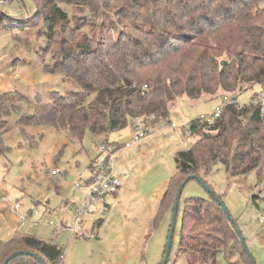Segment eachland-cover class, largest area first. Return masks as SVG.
Here are the masks:
<instances>
[{"label": "trees", "instance_id": "obj_1", "mask_svg": "<svg viewBox=\"0 0 264 264\" xmlns=\"http://www.w3.org/2000/svg\"><path fill=\"white\" fill-rule=\"evenodd\" d=\"M34 1L37 13L31 21L42 22L38 35L52 56L47 71L65 75L80 90L66 96L53 92L51 102L38 100L33 113L23 112L30 102L27 95L8 92L0 95L1 119L22 112V125L52 126L82 141L87 130L96 138L108 136L135 118L167 120L182 97L197 100L220 90L242 93L264 85V0ZM62 4L81 6L89 14L73 21ZM86 27L93 34L83 33ZM187 128L197 140L176 154L177 173L169 180L153 228L174 211L188 178H202L217 164L231 177L257 171L264 184V116L259 108L230 104L214 123L198 118ZM7 150L0 139V153ZM91 175L88 187L96 179ZM219 200L223 198L216 194L186 200L180 250L196 254L197 264H217L220 254L229 257L240 246L251 264ZM253 203L258 205V197ZM23 251L46 264H61L64 256L57 244L28 235L0 242V264ZM9 264L40 263L20 255Z\"/></svg>", "mask_w": 264, "mask_h": 264}, {"label": "rangeland", "instance_id": "obj_2", "mask_svg": "<svg viewBox=\"0 0 264 264\" xmlns=\"http://www.w3.org/2000/svg\"><path fill=\"white\" fill-rule=\"evenodd\" d=\"M60 6L69 13L73 21L89 14L81 6ZM36 13L37 3L34 0H13L9 5L0 7V94L18 91L27 95L30 102L25 104L26 110L23 111L27 113L35 112V106L41 104L38 103L40 99L43 104L50 103L53 92L66 96L80 90L65 75L47 71V67L52 64V56L45 53L46 39L38 35L43 27L42 22L31 21ZM84 32L93 34L89 27ZM262 89L263 86L255 85L242 93L220 90L214 96H204L197 100L179 98L170 108L169 118L157 122L160 130L151 127L146 140L141 143L133 142L132 122L108 138H96L87 130L81 141L70 138L65 130L52 126L35 123L22 125L19 121L22 112L11 111L9 116L0 118V139L3 146L8 148L4 154L0 153V199L7 198L13 204L11 207L0 200V242L6 241L10 216V224L24 223L20 228L25 233H30L33 228L36 231L39 226H48L52 221L60 225H73L75 212L71 203L76 200V207L84 204V193H89L85 182L92 176L91 159L97 157V146L103 142H108L114 148L115 145L120 146L117 151L115 148L116 165L119 168V163L121 164L123 179L119 178L120 175L117 178L123 187L131 185L129 180L132 176V183L141 190L143 196H149V200L153 196L154 199H161L163 194L156 196L154 192L176 175V154L189 149L197 140L187 133L188 123L201 115L212 114L218 106L223 105V97L226 95L244 106L249 105L254 94L262 92ZM2 121H5L3 126ZM171 124L178 127L179 134L168 128ZM127 164L129 168L125 170L124 166ZM54 169H58L60 175L53 176ZM201 179L207 183L211 192L223 198L229 213L237 221L256 264H264V222L260 223L258 218L261 213L264 219V184L260 183L258 172L231 177L225 166L217 164ZM77 184L82 188H78ZM211 192L197 180L189 181L184 187L167 264H197L196 254H185L180 250L183 211L187 199H209ZM253 197H258V205L253 203ZM110 199L114 200L112 211L122 207L125 208L124 213L130 214L140 207L139 198L135 201L128 200V204L122 206L118 205L113 196ZM98 202L90 204L87 212L80 217V223L87 220V225L83 226L85 236L75 237L71 247H68L69 243L65 244L63 264L124 262L121 252L124 244L113 241L115 227L109 225L106 229L101 228L103 220L110 213L106 212L109 209L104 207L102 201ZM14 205H19V208L16 209ZM155 218L150 222L146 216L140 217L142 222L146 220L148 232L147 251L142 264H162L165 258L173 212H168L160 219L157 227L154 225L153 228ZM127 221L132 226L140 224V220L136 222L133 215ZM121 229L126 232L127 227ZM239 247L232 250L229 257L224 252L220 254L217 264H246ZM140 256L139 252L134 258L135 262L128 261L127 264H139Z\"/></svg>", "mask_w": 264, "mask_h": 264}, {"label": "crops", "instance_id": "obj_3", "mask_svg": "<svg viewBox=\"0 0 264 264\" xmlns=\"http://www.w3.org/2000/svg\"><path fill=\"white\" fill-rule=\"evenodd\" d=\"M168 128L170 130H172L174 133H176L171 127H168ZM186 128H187V126H186ZM158 130H160V129H158ZM176 134H179V132ZM111 135H113V133L109 134L108 136L105 135V137L108 138ZM145 140H143V142ZM115 148L117 151L118 149H120V146L115 145ZM91 162H92V159H91ZM128 166H129V164L125 165L124 169L128 170V168H129ZM115 173H116V176L120 175L119 178L121 177L123 179V174L121 173V164L120 163H119V168H117V165H115ZM129 181L131 184L130 186L123 187V184H121V187L119 188L118 192H116L115 194H108L98 202V203H100L102 201V204L104 205V207L105 208L107 207L109 209L106 212L110 213L109 216L106 218V220H103L101 228L106 229V227H108L109 225L115 227V233L113 231V234H112L113 238H114L113 241L122 242L121 244H124L123 248L121 249V252H122L123 258H124V262H121V264H127L128 261H131L134 263L135 262L134 258L136 256V254H138L139 252L141 253V256H140L141 259L138 261H140L139 264H142L143 260H144L145 253L147 251L146 242L148 241L147 240L148 239V232H147L146 220L144 222H142L140 217L146 216L150 222L152 221L153 218H155V216L157 215L159 208H160L159 202L161 201L162 197L165 195V193L167 191L169 181L166 182L165 185H163L161 188L156 189V191L154 192V194L156 196L160 195L162 193L163 195H162L161 199H158V198L154 199V196H153L150 200H149V196L148 197H146L145 195L143 196L141 193V190H139L138 187L132 183V176H131ZM86 195H87V191H85V193H84L85 199L87 197ZM111 196L116 198L115 200H117L119 206H122L123 204H128V200L131 201V199H132L133 201H135L139 198L140 201H138V202H139L140 207L137 210H134V211L132 210L130 214L124 213L125 208H122V207H119V209L117 211H114V210L112 211L111 207L113 205L114 200L110 199ZM147 200H149V202ZM76 204H77L76 200L72 201V203H71V205L73 207H76ZM11 207H13V206H11ZM124 214H126L127 216H124ZM131 215H133V219H135L136 222L138 219L140 220L139 226H132V224L128 223L127 220L129 219V217ZM9 219L11 220V216ZM12 219H13V217H12ZM10 220H9L7 232L5 234V238H6L5 240L6 241L5 242L3 241L2 243H6V242H8L14 238H17V237H25L28 235H34L38 239H41L43 241L49 240V242H53V243L57 244L59 247H61L63 249V252H64V247L67 245V243H69V245L70 244L72 245L74 243L73 241H74L75 237L79 238L77 236H74L71 232V228L74 226L75 221L73 222L74 223L73 225H71V223L70 224L61 223V225L57 224L59 227L58 232H57L56 228H54L53 226H51L49 224L48 226H43V227L39 226L36 229V231L33 228V229H30L31 230L30 233H25V232H22V229L20 228L21 224H24L23 222L20 225H17L15 223L10 224V222H11ZM86 221L87 220H85V221L83 220L80 223V229L83 232H84L83 226L87 225ZM124 227H127V230H126L127 233L121 229ZM120 233H122L123 235H120ZM84 236H85V232H84ZM71 245L68 247H71ZM181 253L187 254V252H182V251H181ZM239 264H241V263H239Z\"/></svg>", "mask_w": 264, "mask_h": 264}, {"label": "built area", "instance_id": "obj_4", "mask_svg": "<svg viewBox=\"0 0 264 264\" xmlns=\"http://www.w3.org/2000/svg\"><path fill=\"white\" fill-rule=\"evenodd\" d=\"M13 0H0V7L9 5ZM223 105L218 106L216 110L212 114L201 115V121L212 124L215 122L217 118H219L224 108L230 104H235L239 108H245L247 106H254L259 108L260 114L264 116V85L262 92L258 93L253 97L251 103L249 105L241 106L239 103L230 99L228 95L223 97ZM153 117H150L148 120H144L142 118H135L132 121L133 126V142L140 143L145 140L149 134V129L154 126L155 129H159L157 126V122L153 121ZM170 127L178 133L179 129L175 124H171ZM187 132H188V128ZM97 157L94 158L91 162L90 172L95 176V182L89 186V193L84 201V204L81 207H72L75 212V224L71 228V232L74 236L83 237L84 232L80 229L79 219L87 212V207L93 202L100 201L103 197L108 194H113L118 192L121 182L116 176L115 173V165H116V151L113 147L109 146L108 143L100 144L97 146ZM53 176L60 175V171L58 169H54L52 171ZM78 188H82L80 184H77ZM0 200L7 203L9 206H13L12 202H10L7 198H1ZM16 209L19 208V205H14ZM258 218L260 219V223L263 224L264 219L261 213L258 214ZM51 226L56 228L57 232L59 231V227L54 221L49 223ZM62 264V263H61Z\"/></svg>", "mask_w": 264, "mask_h": 264}, {"label": "water", "instance_id": "obj_5", "mask_svg": "<svg viewBox=\"0 0 264 264\" xmlns=\"http://www.w3.org/2000/svg\"><path fill=\"white\" fill-rule=\"evenodd\" d=\"M191 180H197L199 181L208 191L211 192L209 186L207 185V183L202 180L199 176H190L187 180V182H185L181 188L178 191L177 194V198H176V203L174 206V211H173V219L171 222V226H170V230H169V236H168V243L166 245V251H165V258L162 264H167L170 258V254H171V249H172V245H173V239H174V233H175V228H176V223H177V217H178V212H179V206H180V202H181V196H182V191L184 189V187L186 186V184L191 181ZM212 195L214 196L215 193L211 192ZM219 204L221 205L224 213L228 216L230 222L232 224H234V228L235 231L237 232V234L239 235L240 238V242L243 246L244 252L246 253V255L248 256V258L250 259V263L251 264H256V261L253 257V254L251 253L248 245H247V241L246 239L243 237L242 232L239 230L238 226L235 225V221L233 219V217L231 216V214L229 213L227 206L225 205V203L222 200H219ZM20 255H31L33 256L40 264H46L38 255L36 254H32V253H28V252H18L15 253L13 255H11L4 264H9L13 259H15L16 257L20 256Z\"/></svg>", "mask_w": 264, "mask_h": 264}]
</instances>
